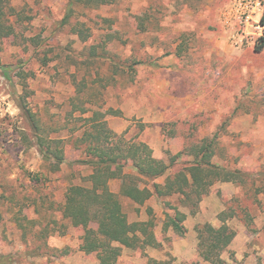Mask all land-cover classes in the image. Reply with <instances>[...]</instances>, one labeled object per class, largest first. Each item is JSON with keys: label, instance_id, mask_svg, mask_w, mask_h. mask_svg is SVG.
Instances as JSON below:
<instances>
[{"label": "rangeland", "instance_id": "374dc122", "mask_svg": "<svg viewBox=\"0 0 264 264\" xmlns=\"http://www.w3.org/2000/svg\"><path fill=\"white\" fill-rule=\"evenodd\" d=\"M256 2L113 0L76 6L61 24L67 0H9L22 19L9 18L15 38H0V63L10 69L0 67V255L11 256L7 264L97 263L96 254L79 248L82 229L62 219L59 208L68 186L90 185L92 170L78 162L84 152L74 144L83 107L102 108L114 132L145 141L166 162L188 142L215 137L214 163L264 171V48L255 50L264 36V0L249 6ZM77 21L85 40L73 29ZM93 46L97 55L89 60ZM102 54L134 71L115 70ZM22 105L37 113L43 135L63 139L65 161L57 170L42 159ZM189 159L182 155L168 171ZM261 184L216 182L192 210L177 195L138 204L120 193V179H111L128 220L153 219L161 242L122 247L117 263L211 264L198 255L196 227H218L229 206L236 210L225 222L236 234L220 263L264 264V190L255 192ZM175 208L186 213L183 236L163 229L165 214Z\"/></svg>", "mask_w": 264, "mask_h": 264}, {"label": "trees", "instance_id": "16d2710c", "mask_svg": "<svg viewBox=\"0 0 264 264\" xmlns=\"http://www.w3.org/2000/svg\"><path fill=\"white\" fill-rule=\"evenodd\" d=\"M112 1L67 0V10L61 19V24L70 22L76 6L94 8ZM21 12L22 10H16L15 6L10 5L9 0H0V38L17 36L16 26L10 22L9 18L15 16L14 21L19 22L22 19ZM79 22L73 24V29L85 40L88 35L81 28L82 23ZM260 25L264 26V9ZM263 48L264 36H261L255 44V50L261 51ZM96 55L97 52L93 46L88 59L93 60ZM176 55L179 57L180 52H176ZM102 57L110 60L115 70H124L127 67L130 72L134 71L132 64L121 63V60L116 61L115 55L102 54ZM0 67L4 73L10 70L9 65L0 63ZM22 110L29 121L42 159L49 163L52 170H57L65 161L63 139L43 135L37 113L25 105H22ZM80 110L79 117L83 120V129L81 134L75 137L74 144L84 152V157L78 162L87 164L92 170L87 177L90 185L68 186L64 202L59 208L62 219L67 220L70 226L82 229L79 248L87 254H96V264H118L117 260L121 255L122 247L135 249L161 245L153 230V219L131 222L128 220L118 196L109 187L111 179H120V193L138 204H143L152 195L159 198L177 195L181 203L184 206H190L192 210L198 206L202 197L208 194L216 182H233L245 186L246 184L255 185L259 181L262 184L256 185L255 192L264 190L263 170L251 173L212 161L215 153V137H203L199 141L188 142L181 151L171 157L170 162H166L156 158L152 148L145 141L127 138L124 132L120 134L114 132L108 126L106 112L102 108L83 107ZM88 112L90 115L84 116ZM22 134L23 138L28 140L27 136ZM182 155L190 156L191 159L186 160L181 169L173 173L169 172V168ZM128 167L134 172L125 171ZM164 175L163 182L156 181ZM143 179L148 180L149 185H140ZM235 210L228 206V215L224 211L220 213L222 223L218 227L209 222L196 227L197 252L203 260L211 264H221L220 255L230 245L236 234L225 220L233 217ZM185 218L186 213L175 208L174 214H165L163 229H172L176 234L183 236L186 232L183 224ZM250 220L251 218L247 222ZM47 227V225L44 226L42 235L48 231ZM9 261H11L10 255H0V264H7ZM149 262L171 264L170 260L149 259Z\"/></svg>", "mask_w": 264, "mask_h": 264}, {"label": "built area", "instance_id": "2783aa9c", "mask_svg": "<svg viewBox=\"0 0 264 264\" xmlns=\"http://www.w3.org/2000/svg\"><path fill=\"white\" fill-rule=\"evenodd\" d=\"M259 5H260L259 0H257V2L254 5L250 4L249 6L251 8H259ZM263 9H264V7H263ZM248 17L249 16H245L246 19H248Z\"/></svg>", "mask_w": 264, "mask_h": 264}, {"label": "crops", "instance_id": "0c3cea01", "mask_svg": "<svg viewBox=\"0 0 264 264\" xmlns=\"http://www.w3.org/2000/svg\"><path fill=\"white\" fill-rule=\"evenodd\" d=\"M204 262H206V261H204ZM204 262H202V263H204Z\"/></svg>", "mask_w": 264, "mask_h": 264}]
</instances>
